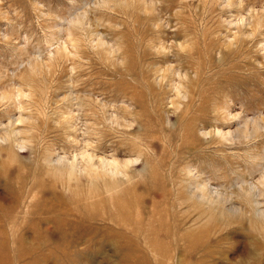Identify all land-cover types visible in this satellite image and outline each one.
<instances>
[{"label":"rangeland","instance_id":"obj_1","mask_svg":"<svg viewBox=\"0 0 264 264\" xmlns=\"http://www.w3.org/2000/svg\"><path fill=\"white\" fill-rule=\"evenodd\" d=\"M262 182L264 0H0V264H264Z\"/></svg>","mask_w":264,"mask_h":264},{"label":"bare ground","instance_id":"obj_2","mask_svg":"<svg viewBox=\"0 0 264 264\" xmlns=\"http://www.w3.org/2000/svg\"><path fill=\"white\" fill-rule=\"evenodd\" d=\"M87 154V153H86ZM89 155V154H88ZM87 158V157H86ZM93 158V157H92ZM92 158L90 157V162H91V166L93 167V162H92ZM94 160V159H93ZM59 161H60V159H59ZM64 161V160H63ZM101 162V161H100ZM68 163V165L70 166V168L72 169V170H76V168L78 169V165L76 164V162H74V161H68L67 162ZM106 163V162H105ZM108 163V162H107ZM109 166V165H108ZM107 166V167H108ZM118 166V165H117ZM113 167V166H112ZM95 168V167H94ZM105 168V167H104ZM116 169V168H115ZM114 169V170H115ZM116 171V170H115ZM82 172H84V171H82ZM262 183H264V182H262ZM13 186L14 185H11V184H8V187H9V189H14L13 188ZM256 186H254V188H255ZM16 190V196L17 197H21L22 196V192H23V195L25 196L26 195V192H25V189H24V186H23V184L21 183V181L20 182H17V189H15ZM251 193V192H250ZM248 194V193H247ZM255 195V194H254ZM23 196V197H24ZM200 196V195H199ZM123 198H126V201H127V198H130V197H128V196H123ZM111 202L109 203V205H111L112 203H114V200H110ZM72 204H74L73 202H71V201H66V200H64V198L60 201V202H55V201H51V202H49V203H47L43 208L45 209V211L47 212V214L48 215H45V216H47L46 218H50L51 219V221H53L54 223H55V225H56V228H58V229H60L63 225H66V224H68V222H70V220L71 219H69V220H63V218L61 219L59 216H68V215H72L73 214V212H72V209H74L75 208V206H71ZM127 204H128V206H129V208L132 206L131 205V203L130 202H127ZM41 205V204H40ZM83 207L84 208H86V206L85 205H83ZM60 213L59 214V216H56L57 215V213ZM127 213V212H126ZM42 214H40L39 216H41ZM106 215H108V214H106ZM52 216V217H51ZM127 216V220H129L132 216L131 215H129V214H127L126 215ZM108 219V218H106V217H97V219ZM121 224V223H120ZM41 226V225H40ZM122 226V225H121ZM124 226V225H123ZM38 227H39V225H38ZM124 228L125 229H127L125 226H124ZM36 229H38V228H36ZM41 232H44V230H42V229H40V233ZM42 234L43 233H41V234H37L38 235V237L40 238L41 236H42ZM43 238H45V236L43 237ZM43 238H41V239H43ZM23 242V240H21L20 241V243H22ZM39 242V241H38Z\"/></svg>","mask_w":264,"mask_h":264}]
</instances>
